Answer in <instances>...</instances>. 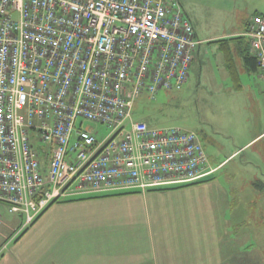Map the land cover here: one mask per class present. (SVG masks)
Segmentation results:
<instances>
[{
  "label": "built area",
  "instance_id": "built-area-1",
  "mask_svg": "<svg viewBox=\"0 0 264 264\" xmlns=\"http://www.w3.org/2000/svg\"><path fill=\"white\" fill-rule=\"evenodd\" d=\"M245 36L264 81V16ZM199 44L179 0H0V202L19 232L58 201L216 171L194 132L133 116L142 94L185 84Z\"/></svg>",
  "mask_w": 264,
  "mask_h": 264
},
{
  "label": "crops",
  "instance_id": "crops-1",
  "mask_svg": "<svg viewBox=\"0 0 264 264\" xmlns=\"http://www.w3.org/2000/svg\"><path fill=\"white\" fill-rule=\"evenodd\" d=\"M230 1L238 29L216 39L205 38L183 11L200 42L189 73L198 60L206 64L204 44L216 48L233 90L247 99L241 146L261 144L257 157L264 161V125L257 120L264 81L243 60L244 53L251 57L247 23L264 16V0ZM235 154L216 165L206 155L216 171L194 185L58 201L21 232L23 217L0 202V264H264V181L253 176L234 187V175L215 179Z\"/></svg>",
  "mask_w": 264,
  "mask_h": 264
},
{
  "label": "rangeland",
  "instance_id": "rangeland-1",
  "mask_svg": "<svg viewBox=\"0 0 264 264\" xmlns=\"http://www.w3.org/2000/svg\"><path fill=\"white\" fill-rule=\"evenodd\" d=\"M179 3L205 38H220L238 29L230 0H179ZM201 53L203 59H199L206 64L199 67L198 60L194 72L189 73L181 88L160 91L151 101L142 94L134 106V119L152 127L193 131L214 165L236 152L216 172L215 179L220 183L226 182V174L234 175V187L253 176L264 181V161L257 157L261 144L242 148L240 143L238 129L243 128L250 118L246 111L245 94L233 90V80L228 78L216 48H208L204 44ZM246 75L240 76L243 84ZM260 101L264 103L262 99ZM257 120L264 125L263 108ZM107 134L104 129L100 131L101 138Z\"/></svg>",
  "mask_w": 264,
  "mask_h": 264
},
{
  "label": "trees",
  "instance_id": "trees-1",
  "mask_svg": "<svg viewBox=\"0 0 264 264\" xmlns=\"http://www.w3.org/2000/svg\"><path fill=\"white\" fill-rule=\"evenodd\" d=\"M243 60L245 62V64L249 67V69H255V65H256V61L253 59V57L247 55L246 53L243 54ZM257 66V65H256ZM103 196H106V195H103ZM94 197H97V196H93V197H87V198H94ZM40 217V215L35 219L37 220L38 218Z\"/></svg>",
  "mask_w": 264,
  "mask_h": 264
}]
</instances>
